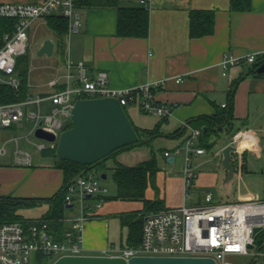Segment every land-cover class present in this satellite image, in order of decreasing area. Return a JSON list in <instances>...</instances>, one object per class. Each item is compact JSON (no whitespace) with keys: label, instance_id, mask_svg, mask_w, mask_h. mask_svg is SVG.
Wrapping results in <instances>:
<instances>
[{"label":"crops","instance_id":"crops-1","mask_svg":"<svg viewBox=\"0 0 264 264\" xmlns=\"http://www.w3.org/2000/svg\"><path fill=\"white\" fill-rule=\"evenodd\" d=\"M41 1L43 0H0V4L29 5ZM231 2L232 0H149L146 8L149 11L150 32L145 39L119 37L118 12L114 8L80 7V27L71 32L69 20V33L64 39L63 50L58 46L54 34L40 43L39 50L44 41L50 39L54 43V50L62 54V66L58 75L49 81V88L53 80H58L60 84L65 82V63L68 58L74 63L83 62L90 76L107 72L109 84L115 89L165 81L162 88L155 92V96L159 103L174 106L172 115L159 118L143 114L136 106L126 108L127 115L138 129L154 130L158 127L159 131L151 138L149 146L125 150L109 160L107 167L110 172L116 163L129 166L125 164L129 160L135 162L149 156L142 162L144 163L153 157L156 150L164 157L165 151L174 150L185 143L189 136L186 124L221 113L223 105L227 104L226 110L233 106V129L244 130L248 136L243 149H240V152L243 151L241 169L260 173L264 179V163L259 168L251 167L253 163H250L248 157L255 148H261L259 135L264 134V77H257V72L253 71L258 61L242 62L229 68L226 75L220 65L227 53L243 57L254 52H264V0H250L248 11L233 10ZM121 5L142 6L140 0L123 1ZM192 11L214 13L215 27L211 35L191 37ZM42 21L46 24L45 19L37 21L30 30V36L35 26ZM178 78H182L180 83H176ZM51 92L52 88L50 92L37 94L30 91V95L46 96ZM227 130L224 128L219 132L216 143L220 141L221 135H229ZM21 131L18 126L0 129V148ZM250 133L256 138L250 139ZM230 138L231 136L228 142L218 145L214 157L223 158L222 150L230 145ZM142 139L148 141L149 137L144 136ZM206 156L207 154L200 156L199 159ZM164 159L166 164L175 165L168 163L169 159ZM208 161L206 159L196 166L197 178L190 191L193 189L198 193L201 189L213 188L217 184L218 173L199 170ZM231 161L235 174L234 153ZM36 166L19 167L14 165L11 155L0 156V197L46 199L58 192L65 183L63 171L55 168L53 163H40ZM165 170L167 172L161 173L163 171L160 168L161 172L156 177L157 190L150 186L146 191V198L153 201L157 198L164 200L165 209L187 206V201L193 198L190 192L187 197L183 169ZM227 175L228 172L225 176ZM142 209L143 203L139 201L103 202L96 215L85 224L84 247L88 255H97L110 247H125L122 244L116 245L110 230V216L118 218L119 214L139 212ZM70 214L72 211L68 210L66 217ZM65 225L66 229L71 228V224L65 222Z\"/></svg>","mask_w":264,"mask_h":264},{"label":"built area","instance_id":"built-area-1","mask_svg":"<svg viewBox=\"0 0 264 264\" xmlns=\"http://www.w3.org/2000/svg\"><path fill=\"white\" fill-rule=\"evenodd\" d=\"M81 0H43L37 4H0V18L15 19L16 29L3 37L0 46V84L18 91L21 85L17 73L18 59L29 48L30 30L40 20L52 15H61L71 21L70 29L77 31L81 23L78 5ZM149 0H140L147 7ZM264 62V52H254L243 57L225 54L220 63L224 75L228 69L242 62ZM65 84L58 80L50 82L52 92L46 96L29 95L26 100L0 106V129L14 126L28 127V132L14 135L1 146L0 156L11 155L14 165L32 167L34 164L32 146L37 152L57 147L61 134L65 131L64 119H71L78 100L114 98L127 108L136 106L146 115L168 118L173 107L159 103L155 92L165 81H156L127 89H115L109 84L107 72L90 76L83 62L74 63L68 58L65 63ZM182 78L176 79L180 83ZM60 88H57V87ZM224 108L227 104L223 105ZM189 136L182 146L164 152V158L183 155L185 189L187 197L197 178L194 159L207 154L201 146L202 129L185 125ZM56 137L55 142H47L36 137L37 130ZM35 137L34 142L31 138ZM247 142V133L239 130L230 138V145L242 148ZM11 143L9 151L7 145ZM25 145H24V144ZM108 189L101 185L100 179L88 171L68 187L65 198L72 214L64 221L71 224L62 240L56 239L50 223L43 219L28 222H13L0 226V264H28L32 258L47 257L54 262L63 256H105L122 257H192L211 258L216 264H231V256L264 258V248L257 249L253 236L255 228L264 230V201L214 203L212 193L205 194V204L181 206L152 212L145 216L142 241L137 246L107 248L97 255H88L84 247L85 224L101 208ZM250 245L254 248L249 249Z\"/></svg>","mask_w":264,"mask_h":264},{"label":"trees","instance_id":"trees-1","mask_svg":"<svg viewBox=\"0 0 264 264\" xmlns=\"http://www.w3.org/2000/svg\"><path fill=\"white\" fill-rule=\"evenodd\" d=\"M123 1L128 0H81L78 7L87 8H114L118 12V30L117 34L121 38H147L150 32L149 11L144 6L140 7H123ZM232 9L237 11L250 10V0H232ZM48 29L56 35L57 43L60 49L64 48V39L69 33V19L62 16H49L45 19ZM17 22L10 18H0V46L3 44V37L7 33H11L16 29ZM214 13L205 11H192L190 14V34L192 38L211 35L214 31ZM29 52L18 59L17 72L20 71L24 61H28ZM261 62V61H260ZM257 62L253 71H256L261 64ZM257 77L263 75L255 74ZM21 85L18 91L11 87L0 84V106L24 101L30 95V87L28 84V75L26 72H19ZM126 110V108H125ZM233 106L230 109L224 108L223 112L217 113L212 117L199 118L190 123L194 128H200L202 131L206 129V133H202L201 146L207 151L212 150L219 137V132L228 129L230 136L238 132L240 129H233L231 122L233 120ZM133 124V123H132ZM72 122L65 127V130L72 128ZM134 126V124H133ZM139 141L135 145L121 148L107 157L106 160L98 163L93 169L98 168L101 171H108L107 162L115 158L118 154L125 150L140 146H149L151 138L158 134L159 128L154 130H140L134 127ZM146 136L149 140H143ZM215 140V141H213ZM56 148H47L41 152V157L53 160V166L60 169L64 173V184L52 197L46 199L36 198H13L0 197V226L13 222H28L32 219L24 218L20 211L27 208L40 206L42 203L48 204V212L40 219L47 220L50 229L56 239L62 240L64 233L68 230L65 225L66 213L69 210L65 201L68 187L75 181L77 177L83 175L88 166L70 161L60 160L57 156ZM150 160L134 167L116 163L111 169L112 176L116 185V192L112 196H102L100 198L106 201H128L142 202L143 209L125 214H119L121 226L128 230V240L126 246H137L142 241L143 224L146 215L152 212H159L165 209L164 200L146 198V191L151 186L157 190L156 177L160 171L156 154L153 153ZM164 156V153H163ZM92 172V170H90ZM107 175V174H105ZM257 249L264 248V230L257 235L255 239ZM40 257V256H39Z\"/></svg>","mask_w":264,"mask_h":264},{"label":"rangeland","instance_id":"rangeland-1","mask_svg":"<svg viewBox=\"0 0 264 264\" xmlns=\"http://www.w3.org/2000/svg\"><path fill=\"white\" fill-rule=\"evenodd\" d=\"M53 33L48 29L45 22L42 21L33 29L31 34V38L29 41V59L28 61H24L21 65V69L19 72L23 73L27 71L28 81L30 84V91L32 93L39 92H50L48 83L52 78L58 75V71L62 66V54H59L56 50L52 56L48 55H39V45L40 43L47 37H52ZM19 72L18 75H19ZM61 73V72H60ZM66 126L70 124L71 119H64ZM27 126L22 128L21 134H26L30 128V123L27 122ZM19 134V133H18ZM261 143V148L257 147L252 154H249L250 163H253L251 167L256 166L259 168L263 166L264 163V134L259 135ZM230 135H221L220 141L213 146L211 151L207 152V156L203 159H194V166L198 167V164L202 161L209 159L203 166L199 168L200 171H205L208 173H218L219 178L217 184L213 186V188L201 189L198 193L194 192L193 189L190 191L192 195L191 200L187 201V206H196V205H204L205 204V194L212 193L214 198V203H237V202H255V201H264V179L261 178L260 173L247 172L241 169V164L243 161L242 150L241 152L234 153V159L236 160V170L237 172L234 174L232 179L226 182L227 176H225L227 170L222 165L223 158L214 157L216 150L218 149V145L228 142ZM248 137V136H247ZM250 139H255V135L250 133ZM34 142L36 141L35 137L31 138ZM262 139V140H261ZM215 141V140H213ZM12 148V144L9 143L7 145V149L10 151ZM34 155V165L44 163V164H52L53 160L49 158L41 157V152H37L32 146L28 147ZM243 149V148H240ZM262 149V150H261ZM148 152L150 149H146ZM160 168L163 172H167L165 169L175 168V169H184V157L183 155H179L176 158L175 165L166 164L164 157L159 153V151H155ZM248 155V154H247ZM149 156H145L140 160L135 162L128 161L125 164L129 166H136L143 161L147 160ZM202 157V156H201ZM214 157V158H213ZM263 158V159H262ZM211 159V160H210ZM36 166V167H37ZM92 173L95 177L100 179L101 185L108 189V193L103 196H112L116 192V185L113 179V176L108 171H101V169L95 168L92 169ZM107 174V179H102V175ZM48 210V204L42 203L40 206L34 208H27L20 211V214L27 219H36L42 217ZM111 224L110 230L111 234L115 238L116 245L126 246L128 240V230L121 226L118 218H114L110 216ZM231 264H264L263 258L254 259L249 256H231L229 258ZM54 261L47 257H39L38 260L32 258L28 264H52Z\"/></svg>","mask_w":264,"mask_h":264},{"label":"water","instance_id":"water-1","mask_svg":"<svg viewBox=\"0 0 264 264\" xmlns=\"http://www.w3.org/2000/svg\"><path fill=\"white\" fill-rule=\"evenodd\" d=\"M54 43L47 39L39 50V55L52 56ZM258 75L264 74V62L256 69ZM125 108L114 98L78 100L72 111V128L65 130L57 143V156L60 160L88 166L83 174L92 170L98 163L107 159L117 150L137 144L139 136ZM206 133V129L203 130ZM36 137L47 142H55L56 137L50 133L37 130ZM240 148L228 145L222 150V165L227 170L228 182L234 176L235 167L231 161L232 154ZM174 159L168 160L173 163ZM102 179H107L103 174ZM76 180V179H75ZM73 205H67L71 209ZM253 236L262 232L254 229ZM249 249H253L252 245ZM52 264H216L211 258L192 257H134L126 260L122 257L105 256H63Z\"/></svg>","mask_w":264,"mask_h":264}]
</instances>
